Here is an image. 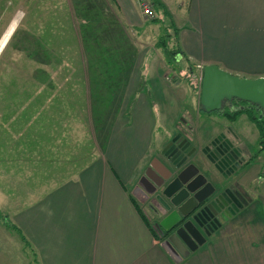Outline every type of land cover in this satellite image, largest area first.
Returning <instances> with one entry per match:
<instances>
[{"label":"rangeland","instance_id":"obj_1","mask_svg":"<svg viewBox=\"0 0 264 264\" xmlns=\"http://www.w3.org/2000/svg\"><path fill=\"white\" fill-rule=\"evenodd\" d=\"M119 1L127 7L119 6L116 0H0V40L14 25L7 35L4 47L0 48V215L3 216L0 219L5 226L9 219L2 208L1 199L7 202L8 195V207L14 210L18 201L36 196L40 188L35 185L33 178L17 175L20 162H16V139L26 131L25 136L31 140L34 131L41 129L32 126V123L36 122L35 115L40 116V121H49L47 117L51 114L53 116L55 112L57 115L70 116L75 122L80 119L76 114L86 117V109L92 111L95 120L101 121L102 117L107 116L114 118L113 109L123 97L124 89L137 85L141 80L142 89L139 91H150L152 101L158 105L164 119L162 124L159 121L160 114L157 115V125L160 126L158 136H164L165 126L175 128L176 125H172V122L181 120L182 115L188 117L190 112L201 124L205 123V127L212 126L211 122L217 119L214 114L209 115L197 110L199 91L194 90V83L200 81L203 66L198 60H205L204 56H209L210 52L221 56L231 50V45L237 46L238 52L240 51L241 39L246 32H242L239 39L234 41L231 40L230 34L235 38L239 36L238 8L241 4L246 6L248 0H202L198 4L197 13L192 10V0H161L171 11V18L167 19L162 10L157 11L153 7L162 21L156 24L154 21L145 20L142 15L141 21L137 23L143 25L139 26V32L130 25L129 17L126 19L119 14L120 7L132 10L131 6L138 3L135 0ZM216 22L218 29L213 30ZM251 23L257 24L256 19ZM170 24H174V27ZM199 24L204 28L200 29ZM221 24H226L223 34H229V37L222 36L221 40L219 33H206L208 30L205 31V28H211L214 32L222 31ZM167 28L169 30L166 32L170 35L168 48L177 47L178 43L180 50L177 54L173 52L165 55L164 48L159 46V42L164 41L166 37L164 29ZM199 34L202 35L200 41ZM252 40L253 37L250 38V43ZM199 43V54L202 56L199 59L194 57L197 55L189 57L188 51L196 52ZM246 45L249 43L246 42ZM252 51L256 52V48ZM236 53H232V56ZM144 54L151 58L152 63H148L150 70L141 67ZM219 58L210 57L208 62L215 61L227 71V63ZM230 58L232 62L240 63V56ZM146 60L148 61L147 58ZM155 62L157 63L154 64ZM173 70L179 80H168ZM228 72L240 77L246 76V73L235 69L234 66ZM53 92L56 96L45 102L54 105L51 109L53 113H34L32 103L43 104L46 99L44 94ZM88 101L92 104L90 109L87 108ZM20 105L22 106L18 108ZM184 109L189 112L184 113ZM52 118L64 119L60 116ZM233 125L236 128L241 125L245 127L251 151L259 156L260 164L256 161L249 168V172L245 170L244 182L251 183L245 184L249 188L250 199L263 200L264 152H261L258 143L257 129L245 113L237 117ZM87 130L84 126H73L69 130L58 128L57 136L62 138L66 135L72 140ZM156 149L158 143L152 141L148 159L157 154ZM141 170L142 167L138 164L132 173L134 184ZM128 188L130 192L133 189L130 186ZM253 214L245 213L241 218L243 220L240 219L236 227L227 230V236L230 237L234 235L233 231L239 229L235 236L242 240H229V243L236 246L229 247L228 240L223 237L221 240L225 245L215 246L217 250L209 248L208 242L215 239L213 234L204 245L194 250L198 251H193L188 259L195 258V261L198 259L201 263L205 261L203 264H255V260H264V249H259V239L254 238L262 229L259 223L264 221V216ZM239 216L238 213L233 217L222 228L221 234L227 227L235 225L233 222L235 223ZM250 219H256L258 226L248 224L247 220ZM15 242H10V245L5 247L2 245V248H5L2 254L6 258V264H36L33 255L35 252L26 244L24 246L20 239ZM159 243L162 244L163 241ZM238 252L241 254L238 255ZM191 263V260H187L179 264ZM193 263L197 264L194 261Z\"/></svg>","mask_w":264,"mask_h":264},{"label":"crops","instance_id":"obj_2","mask_svg":"<svg viewBox=\"0 0 264 264\" xmlns=\"http://www.w3.org/2000/svg\"><path fill=\"white\" fill-rule=\"evenodd\" d=\"M116 1L119 6L127 7L119 0ZM200 1L202 0L191 2L192 10L196 13ZM131 8L132 10H124V7H120L119 14L126 19L129 17L130 25L138 32L143 26L137 25L142 15L145 20L154 21L156 24L162 21L155 11L156 17L148 19L138 4L132 5ZM238 12L240 13V34L236 38L230 34V37L232 41L238 40L242 32H246L241 39L239 52L237 46L231 45V50L223 55L216 56L217 54L210 52L209 56H204L205 60H202L199 59L202 56L199 54L201 52L199 43L196 52L188 51V55L189 57L197 55L194 57H198L202 65L212 63L218 67L220 66L217 62L208 61L210 57H220V60L227 63V71L234 66L235 69L246 73V76L242 77L264 76V0H248L246 6L241 4ZM254 19L257 24L251 23ZM217 24L218 22L212 28L213 30L218 29ZM199 26L200 29L204 28L200 24ZM224 27L226 24L222 25V31L214 32L211 28H205V31L208 30L206 33H219L222 40V36L229 37V34H223L226 29ZM11 28H14V25ZM10 31L8 29L5 35H9ZM201 37L202 35L199 34V41ZM252 37L253 40L250 43ZM246 42L249 45H246ZM254 47L256 52L252 51ZM235 52L237 53L232 56ZM238 56H240V63L230 60V57L237 58ZM149 62L151 58L144 54L141 67L149 69ZM141 67L140 77H142ZM172 73L168 80L171 78L179 80L175 70ZM140 83L141 80L137 85H130L124 89L123 97L113 109L114 118L102 117L101 121L95 120L92 111L86 109V117L83 118L76 114L80 119L75 122L70 119V116L53 113L51 109L54 105H51V102L48 104L45 102L53 99L56 96L55 92L44 94L46 99L43 104L41 102L32 103L34 113L51 112L53 116L51 114L47 117L49 121H40V116L35 115L36 122L32 123V126L41 129L34 131L31 140L25 136L26 131H23L22 136L16 139L18 146L16 162H20L17 175L33 178L35 185L40 188L36 196L18 201V206L14 210L8 207V195H6L7 202L1 199L3 203L1 205L7 213L6 217L9 222L19 227L32 245L36 264H179L187 260H191V264H196L193 261L197 264L205 263V261L201 263L198 259L195 261V258L188 259L193 252L182 255V257L177 254L175 256L166 249L165 244L159 243L163 239L159 236L158 229L154 227L156 219L154 220L151 216L145 204L136 200L128 186L133 187L132 173L135 168L137 169L138 164L142 167L141 172L147 165L148 150L152 141L158 143V149H156L158 151L178 127L189 125V133L196 131L199 141L203 142L205 134L209 133V131L205 133V129L208 130L209 126L205 127V123L201 124L190 112L188 117L182 115L181 120L172 122V125L173 123L176 125L175 128L165 126L164 136H158L157 131L160 126L157 125L156 119L160 114L159 121L162 123L163 116L158 105L152 101L150 91H139L142 89ZM91 107L92 104L88 101L87 108ZM24 108L26 109L25 105ZM183 112L187 114L189 111L184 109ZM59 116L64 119L52 118ZM73 126L81 128L84 126L88 130L72 140H69L66 135L62 138L57 136L58 128L69 130ZM244 128L242 125L238 127L247 139L249 136ZM249 144L247 139L246 148ZM257 161L260 164V161ZM243 211L247 214L254 213L253 215L264 216V199L248 198L247 205L242 213H239L240 216L236 222H233L235 225L227 227L223 234H221L222 228L215 233V239L208 242L209 248L217 250L215 246L225 245L221 240L223 237L228 240L229 247L236 246L229 243V240L234 242L242 240L239 236H235L239 229L233 231L234 235L230 237L227 236V230L236 227L237 223L243 220L241 219L245 215ZM247 222L252 223V226H258L256 219H250ZM259 224L262 229L254 238L259 239V249H264V221ZM19 239L25 246L19 234L5 226L0 219V264H6V258L2 254L5 248H2V245L5 247L10 245V242L16 243L15 240ZM8 249L12 250V248ZM240 254L238 252V255ZM259 255L263 254L260 252ZM174 258L177 260L175 261ZM262 263L264 260L261 262L255 260V264Z\"/></svg>","mask_w":264,"mask_h":264},{"label":"flooded vegetation","instance_id":"obj_3","mask_svg":"<svg viewBox=\"0 0 264 264\" xmlns=\"http://www.w3.org/2000/svg\"><path fill=\"white\" fill-rule=\"evenodd\" d=\"M236 101L235 99L226 101L223 108L220 110L209 113L204 112L209 115L214 114V117L217 119L211 122L212 126L210 125L208 130L205 129V133L206 131H209V133L205 134L203 142L199 141L196 131L194 133H189V125L178 127L172 137L166 141L165 144L163 143L160 146L157 154L149 158L147 165L132 187V194L136 200L145 204L151 216H153L154 220L156 219L154 227L157 229V223L166 216L167 213L173 210L174 206L171 205L170 199L165 198L164 201L170 206V210L166 212L158 205L156 195H161V192H164V187L180 174L196 170V175L194 177L197 175H199V177L195 183L200 185V188L207 183L211 186L210 189L214 190L215 195L223 194V198L214 202V205L207 208L204 212L207 218L196 219V222H193L199 232L194 230L190 224L192 222H189L190 220H194V217H192L194 215L193 213L189 216L190 220L188 217L184 220L183 224H189L191 226L193 229L191 233L195 237L191 238L188 234H183L184 244L178 242L174 236L180 224L168 230L160 231L158 229L159 236L163 239V244H165L166 249L173 255L177 254L182 257V253L187 251L191 253L201 245H204L211 235L218 233L233 217L240 213L247 205L248 198L250 199L248 195L249 188H247L245 184L251 183L247 181L246 183L244 182L246 177L245 170L249 172V168L253 163L255 164L259 156H257L256 153H252L249 145H247L246 148L247 139L245 134L233 125L236 118L243 113L238 116L236 115L234 119L224 114V112L232 113L238 109L245 108L252 109V111H257V109H255L253 105L251 106ZM197 110L200 112L203 111L200 105ZM260 114H262L261 111L259 115ZM246 116L251 121L247 114ZM177 134L183 135L188 141V145H190L184 159L185 161L182 164H179L180 162L177 161L178 156H176V153L170 154L167 150H164V147ZM261 152L263 153V151ZM152 158H154L153 160H155L157 166V169L154 168L155 173L148 171V166ZM262 164L264 167V159ZM177 184L178 183H174L173 186ZM152 190L154 191L151 192ZM224 191H226V193H223ZM211 198L212 197H210V199ZM188 204H191V201H188ZM155 207H158L159 211H156L154 209ZM160 213H163V215L161 216ZM177 234L180 236V232H177ZM201 235L204 237L203 239ZM199 241H202V243L198 245Z\"/></svg>","mask_w":264,"mask_h":264},{"label":"water","instance_id":"obj_4","mask_svg":"<svg viewBox=\"0 0 264 264\" xmlns=\"http://www.w3.org/2000/svg\"><path fill=\"white\" fill-rule=\"evenodd\" d=\"M234 99L256 106L264 116V76L256 78L240 77L221 69L216 64L203 65L199 95L200 108L206 113L217 111L223 108L226 101ZM188 144L183 135L177 134L164 147V150H167L170 154L176 153V156H178L177 161L180 162L179 164H182L190 148ZM154 168L157 169L155 160L149 164L148 171L155 173ZM195 175L196 170L180 174L164 187V192L162 191L161 195H156L158 205L166 212L170 210V206L164 201L165 198L170 199L171 205L174 206V209L157 223L158 229L160 231L168 230L180 224L174 236L182 244H184L183 234H188L193 238L194 236L191 231L194 229L199 232L193 222H196V219L207 218L204 214L207 208L224 197L222 193L215 195L214 190H211V186L207 183L200 188V185L195 183L199 175L194 177ZM174 183L178 184L173 186ZM223 193H226V191ZM210 197L212 198L210 199ZM188 201H191V204H188ZM154 209L159 211L158 207ZM192 213L194 214L192 216L194 220H190L189 218ZM160 215L162 216L163 213H160ZM187 217L190 220L189 222L194 224L190 223L193 229L189 224H183ZM177 232H180V236ZM201 237L202 239L204 238L202 235ZM201 243L202 241H199L198 245ZM188 253L189 251L182 253V255L185 256Z\"/></svg>","mask_w":264,"mask_h":264},{"label":"trees","instance_id":"obj_5","mask_svg":"<svg viewBox=\"0 0 264 264\" xmlns=\"http://www.w3.org/2000/svg\"><path fill=\"white\" fill-rule=\"evenodd\" d=\"M150 1H151L152 5L154 6V8H156L157 11L162 10L163 14L166 15L167 19L171 18V16L169 15V11H167L165 5L162 3L161 0H150ZM155 21H159V20H155ZM171 26L174 27V24H172ZM164 30H165V33H164L165 35L164 36H166V37H164V41L159 42V44L162 46V48H164V54L168 55V53L172 54L173 52H175V54H177L178 51L180 50L179 46H178V43H177V47L168 48V40L170 38V35H168L169 32H166V31H168L169 29L167 28V29H164ZM198 83H199V81L194 83V90H196V92L199 91V87H200V83H199V87H197ZM236 102L245 103L247 105L249 104L247 102H241V101H236ZM255 109H257V111H252V109L245 108V109H238V110H236L235 112H232V113L225 111L226 113L224 112V114L230 116V118H234L235 119L236 115L238 116L241 113H246L249 116V118L251 119V121L254 123V125H255V127L257 129L258 140H259L258 143H259V145L261 147L260 149H262L261 151L264 152V116L262 114L259 115L260 110L256 106H255ZM0 216L3 217L2 215H0ZM7 226L9 228H11L12 230H15L19 234L20 238L25 242V244L33 251V248L31 246V244L26 239L24 234L21 232L19 227H17L14 223L9 222V220H8Z\"/></svg>","mask_w":264,"mask_h":264},{"label":"built area","instance_id":"obj_6","mask_svg":"<svg viewBox=\"0 0 264 264\" xmlns=\"http://www.w3.org/2000/svg\"><path fill=\"white\" fill-rule=\"evenodd\" d=\"M135 1L141 7L142 13L145 15V17H147L148 19H154L156 17L155 16L156 11L154 10L151 1H149V0H135ZM199 78H200L199 82H201V76ZM199 89H200V87H199Z\"/></svg>","mask_w":264,"mask_h":264},{"label":"bare ground","instance_id":"obj_7","mask_svg":"<svg viewBox=\"0 0 264 264\" xmlns=\"http://www.w3.org/2000/svg\"><path fill=\"white\" fill-rule=\"evenodd\" d=\"M14 23V22H13ZM12 23V25H13ZM10 29H12L11 27L9 28V31ZM8 35V34H7ZM7 35H5L1 40H0V48L4 45L5 41H6V38H7Z\"/></svg>","mask_w":264,"mask_h":264}]
</instances>
